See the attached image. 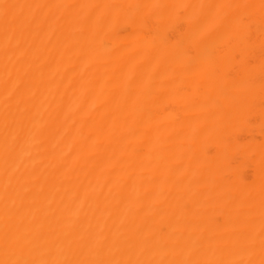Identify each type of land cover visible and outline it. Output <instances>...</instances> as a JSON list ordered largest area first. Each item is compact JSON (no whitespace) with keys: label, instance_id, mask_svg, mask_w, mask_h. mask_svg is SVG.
Returning <instances> with one entry per match:
<instances>
[{"label":"bare ground","instance_id":"obj_1","mask_svg":"<svg viewBox=\"0 0 264 264\" xmlns=\"http://www.w3.org/2000/svg\"><path fill=\"white\" fill-rule=\"evenodd\" d=\"M0 264H264V0H0Z\"/></svg>","mask_w":264,"mask_h":264}]
</instances>
